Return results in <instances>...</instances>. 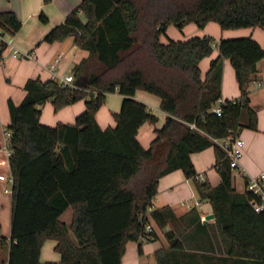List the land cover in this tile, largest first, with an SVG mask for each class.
Returning <instances> with one entry per match:
<instances>
[{
  "label": "trees",
  "instance_id": "obj_1",
  "mask_svg": "<svg viewBox=\"0 0 264 264\" xmlns=\"http://www.w3.org/2000/svg\"><path fill=\"white\" fill-rule=\"evenodd\" d=\"M39 16L48 19L44 11ZM209 20L221 28L264 26V0H80L45 33L47 41L72 36L87 53L74 62L73 83L30 76L23 98L8 99L12 188L7 264H40L47 238L57 240L58 264H122L128 240L137 241L141 250V234L149 239L154 227L166 226L168 244L154 249L156 264H195L176 257L186 247L221 250L264 264V207L255 210L250 199L259 197L235 187L229 158L214 141L243 126L257 128L247 85L264 47L248 34L214 41L209 34L160 39L169 23L181 27L193 21L202 27ZM21 25L14 10H0L2 34ZM212 43L218 53L202 74L199 61L212 52ZM7 47L1 38L0 60ZM225 57L239 95L223 98L217 113L211 106L221 97ZM138 88L156 94L166 112L147 146L137 129L144 121L155 122L157 115L133 96ZM113 90L122 94L119 108L112 111L115 122L101 126L96 111ZM80 98L84 108L74 121H41L45 101L50 99L56 111ZM209 145L220 176L215 184L199 175L191 158V152ZM175 168L193 179L199 198L210 203L213 221L202 222L195 204L181 213L168 203L151 207L160 176ZM68 206L70 223L61 217ZM146 222L152 225L149 231Z\"/></svg>",
  "mask_w": 264,
  "mask_h": 264
},
{
  "label": "crops",
  "instance_id": "obj_2",
  "mask_svg": "<svg viewBox=\"0 0 264 264\" xmlns=\"http://www.w3.org/2000/svg\"><path fill=\"white\" fill-rule=\"evenodd\" d=\"M80 0H0V10L12 9L22 20L21 27L14 33H3V39L8 42V47L4 51V57L0 60V136L1 133L7 132L6 125L10 121V111L8 99L11 97L15 102H19L26 93L24 84L30 76H40L42 78L51 77L50 63L54 61L58 53H62L57 63V71L59 74L72 72L74 62L77 61L87 51L78 47L74 43L72 36L63 40L47 41L43 39L45 33L55 24L63 21L67 14L74 9ZM40 11H44L48 19L42 20L39 16ZM193 21L184 22L181 26L185 38L196 31ZM209 20L202 26L205 30L204 34L212 36L213 29L219 32L221 36H234L241 30H226ZM195 23V22H193ZM217 25V26H216ZM219 27V28H218ZM255 29V28H254ZM1 30V28H0ZM165 30H171V34H176L175 24L169 23ZM2 31V30H1ZM252 30L251 32H253ZM191 32V33H190ZM255 39L264 47V31H260L259 35L254 36ZM263 38V41H260ZM160 39L163 41L160 34ZM18 47L22 51H33V56L14 55L13 48ZM218 53V49L213 48L209 55L203 56L199 61L201 73L204 74L209 65L211 57ZM257 79L264 80V56L257 62V71L247 85L249 104L257 111V128L247 126L241 127L239 135L243 138V153L241 156V164L243 172L233 176V184L239 190L244 188L245 176L249 174H257L264 170V100H257V97L264 86L256 84ZM239 95V88L235 78L234 69L225 57L223 59V69L221 76V97H235ZM133 96L144 101L147 106L157 115L155 122L144 121L137 129V137L139 141L147 146L154 136V127L160 126L165 118L166 112L159 106V97L144 89H136ZM122 94L117 90L105 93V101L96 111V118L101 126L112 125L115 120L112 111L119 108ZM41 121L49 124H55L58 121H74L75 115L84 108V99L80 98L72 103L66 104L58 110H54V105L49 99L41 105ZM246 115L243 112L242 117ZM245 116L243 117L244 120ZM1 139V137H0ZM5 146H7L5 139ZM1 146L0 140V173H4L2 168L5 163L9 162V152L6 147ZM191 158L201 177H206L211 184L219 181L220 176L215 167L214 152L212 145L203 148L200 151L191 152ZM10 167V165H9ZM5 174V173H4ZM195 186L191 177L183 174L180 168H175L159 178L158 190L152 198L151 207L159 206L165 203L170 204L176 213L185 211L188 207L195 204L200 216L211 211L210 203L206 199H197L191 201L193 195L192 187ZM7 190V187H6ZM0 179V264H7L9 256V240H10V218H11V195H8V205L5 207V201L2 199ZM189 200V201H186ZM214 220V216L207 219L206 222ZM155 228V234L149 239L141 242V250L138 249V243L135 240H128L125 251L121 258L122 264H156L154 257V249L160 245H167L168 241L163 233L164 229ZM9 230V231H8ZM9 232V237L5 234ZM6 236L3 240L2 237ZM57 240L55 238H47L42 244L40 253V264H58L60 252L55 249ZM150 255L153 261L150 260ZM175 255L180 260H188L195 264L200 263H216V264H258L251 258H234L226 256L221 250H208L186 247L185 250L176 251ZM145 256V258H143Z\"/></svg>",
  "mask_w": 264,
  "mask_h": 264
},
{
  "label": "built area",
  "instance_id": "obj_3",
  "mask_svg": "<svg viewBox=\"0 0 264 264\" xmlns=\"http://www.w3.org/2000/svg\"><path fill=\"white\" fill-rule=\"evenodd\" d=\"M3 38V34L0 30V39ZM13 54L14 55H23V56H33V51H22L18 47L13 48ZM62 56V53H58V55L55 57L54 61L50 63V70H51V76L59 79L61 82L64 83H73L74 81V75L73 72L65 73V74H59L57 71V63L60 60ZM4 57V53H3ZM2 60V59H1ZM256 84L259 86H264V80L257 79ZM223 101L222 97L217 98V100L212 104L211 109L213 111H216L217 113H220V103ZM190 126H195L194 122L189 123ZM7 133L10 134V131L7 130ZM9 137V136H8ZM214 141L225 151V154L228 156L230 161V166L232 168V174L233 176L235 174H239L243 172V166L241 164V156L243 153V138L239 135V133H233L229 132L224 136L221 137H215ZM6 149L10 153V147L7 144ZM6 175L4 173H0V178H5ZM9 178L12 180L11 174L9 175ZM245 183L244 187L251 190L255 195L259 197L257 199L256 197L250 199V203L253 205L255 210H259L262 207H264V170L260 171L257 174H249L248 176H245ZM152 228V225L150 222H146L144 226L145 231H149ZM141 240H144L147 238L146 234H141L139 236Z\"/></svg>",
  "mask_w": 264,
  "mask_h": 264
},
{
  "label": "rangeland",
  "instance_id": "obj_4",
  "mask_svg": "<svg viewBox=\"0 0 264 264\" xmlns=\"http://www.w3.org/2000/svg\"><path fill=\"white\" fill-rule=\"evenodd\" d=\"M186 22H190V21H186ZM192 24H194V27L196 28V31L195 32H192V34H198V35H203L204 34V31L205 30H203L201 26H198L196 23H193V22H192ZM209 24H216V23L215 22H211ZM225 29L226 30H241V29L244 30V32L238 31L237 33L234 34V36L235 35H245V34H249L252 30H254L251 33L254 36H256V35H259V32L260 31H264V26H260V25H255V26H239V27L225 28ZM170 31L169 30H165L163 33H161V36H162L163 41H166L168 38L184 37L186 35V34H183V29L181 30V27H178L176 25H175L176 34H171ZM209 31H212V36L211 37H212V40L213 41L214 40H217L219 38V34H218L219 32H216V31H214L211 28L209 29ZM260 41H263V38H260ZM212 44H213V48H216L217 47L216 46V43H212ZM262 88H263L262 90L264 91V87H262ZM257 100H259V101L260 100H264V93L263 92H261L259 94V96L257 97ZM245 118H244V120H245ZM5 128H7L9 130V128H8L7 125H6ZM5 134H6L5 137H4V134L3 133H1V136H0L1 137L0 140H1V146H2V148L5 146L4 145L5 139H6V143L9 145V137H8L9 134L7 132ZM2 171L6 175L5 178H0L1 179V191L3 192L2 199H4L5 205H6L5 207H7V205H8V200H7L8 199V195H11V188H12V180L9 178V175L11 174V170H10V167H9V162L8 163L7 162L5 163V167L2 168ZM6 187H7V190H6ZM192 190H193V195L190 198L191 201H194V200L199 199V196H198V193H197V190H196V187L195 186L192 187ZM186 201H189V200H186ZM61 217L64 220H66L68 223L71 222V217H72V208H71V206H68L63 211V213L61 214ZM8 231H7V234H5V235H7L9 237V232ZM143 258H145V256ZM150 260L153 261V257L151 255H150Z\"/></svg>",
  "mask_w": 264,
  "mask_h": 264
},
{
  "label": "water",
  "instance_id": "obj_5",
  "mask_svg": "<svg viewBox=\"0 0 264 264\" xmlns=\"http://www.w3.org/2000/svg\"><path fill=\"white\" fill-rule=\"evenodd\" d=\"M214 213L213 211H209L206 214H204L203 218H202V222H206L208 218L213 217Z\"/></svg>",
  "mask_w": 264,
  "mask_h": 264
}]
</instances>
